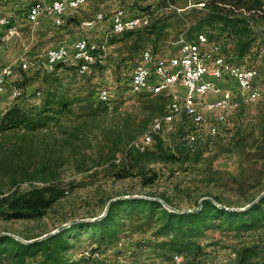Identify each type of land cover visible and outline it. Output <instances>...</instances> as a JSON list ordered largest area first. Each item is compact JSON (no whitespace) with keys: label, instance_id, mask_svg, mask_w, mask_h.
<instances>
[{"label":"rangeland","instance_id":"1","mask_svg":"<svg viewBox=\"0 0 264 264\" xmlns=\"http://www.w3.org/2000/svg\"><path fill=\"white\" fill-rule=\"evenodd\" d=\"M34 1L0 0V18L7 17L10 21L0 27V66L15 67V75L0 103V114L14 104L38 105L56 85L72 88V93L77 91L90 100L74 104L72 111L60 115L58 121L51 120L33 132L20 131L17 139L13 134L0 138V152L9 148L8 155L13 148L23 146V152L16 153L14 164L20 166L25 162L26 170L24 176L18 175L20 180L15 187L29 189L40 185L43 177L52 176L54 180L72 183L67 188L69 193L45 217L0 219V232L36 238L72 220L100 216L108 202L120 196L167 197L179 210H195L205 198L218 197L219 201L215 202L241 209L264 192L263 30L251 52L236 60L258 71L260 99L250 104L240 102L235 82L220 81L222 87L233 88L237 97V105L228 113L227 123L220 125V133L212 135L208 131L209 124L216 123L214 118L197 127L190 116H176L156 136L155 143L161 138L170 149L183 145L195 150L194 153L201 152V158L198 162L145 161L146 169L158 171L160 177L153 185L144 186L142 176L136 174L138 167L126 162L124 170L122 165L112 164V159L122 156L153 119L169 111L171 95L133 92L131 74L144 49L149 48L158 55L177 54L182 37L204 16L202 3L206 0H87L79 9L68 11L62 26L55 25L48 15H43L37 23L31 22L28 9ZM119 10H125L128 17L145 16L148 22L137 29L117 33L113 30V18ZM45 25L51 33L40 30ZM66 28L69 29L62 31ZM209 32L206 27L195 31L193 37L197 33L209 36ZM80 38L102 46L99 53L102 61L84 74L70 66H63L55 73L45 69L46 49L61 42L71 46ZM217 38L212 40L221 41L226 50L233 51L232 41ZM23 60L33 64L22 70ZM14 86L22 87L21 98L12 97ZM101 88L110 90L109 101L98 97ZM192 133L197 135L195 142L189 140ZM115 140L119 144L110 156ZM155 143L150 149L155 148ZM127 172L133 175L119 176ZM1 179L9 182V177ZM123 217L115 236L99 238L96 229L89 227L72 232L69 255L80 264H190L192 261L237 264L239 249L246 244H259L260 257L252 259L251 264H264L263 230L238 234L237 230L205 229L204 234L196 237L197 246L192 253L172 252L156 246L160 239L156 232L161 226L157 216L124 212ZM93 246L102 254L95 259L84 258L89 255H81V251ZM120 253L123 259H118ZM174 255H179V259H174Z\"/></svg>","mask_w":264,"mask_h":264},{"label":"trees","instance_id":"2","mask_svg":"<svg viewBox=\"0 0 264 264\" xmlns=\"http://www.w3.org/2000/svg\"><path fill=\"white\" fill-rule=\"evenodd\" d=\"M203 3L204 16L196 21L187 35L193 38L195 31L198 32L208 27L211 39L226 37L233 42L232 52L225 49L231 59L237 60L248 55L257 42L261 30L264 31L262 26L264 25V2L262 0H206ZM60 68L62 67L59 66L53 73ZM22 84H26V81ZM72 92H74L72 88L56 85L55 88L47 91L38 105H11L0 114V138L13 134L17 139L20 131L33 132L41 126L48 125L51 120L58 121L60 115L72 111L74 104L90 100L87 96L83 98L77 91ZM118 144L119 141L115 140L110 156L114 155ZM155 144L154 149L148 147L145 150H138L129 147L122 156L114 157L112 164L122 165L124 170H126L127 163L132 167H138L139 171L136 174L142 176L143 185L151 186L160 175L154 169L147 170L143 165L145 161L152 163L198 162L201 158V152L194 153L195 150H188L183 145H178L176 150L170 149L164 145L161 138L158 142L156 140ZM22 147L21 145L13 148L11 155L6 154L9 148L2 150L3 153L0 152V179L9 177L8 183L3 179L0 180L1 220L42 219L51 208L64 199L69 193L67 188L72 186L71 182L63 183L54 180L52 176L43 177L40 185L29 189L15 187L20 180L18 175L24 176L26 170L25 162L20 166L14 164L16 153L23 152ZM117 159L120 160L117 161ZM131 175L133 173H119L120 177ZM7 185L9 187L6 188ZM210 198L219 201L218 197ZM162 199L173 206L169 198L162 197ZM124 212L130 215L139 212L151 217L157 216L161 226L156 232V236H160L156 246L163 251L192 253L194 247L197 246L196 237L204 234L205 229L237 230L240 232L238 234L261 230L264 232V197L254 204L252 202L244 210L226 209L217 205L212 199L206 198L200 204V208L183 212L174 211L156 199H119L111 204L103 218L94 222L73 223L68 228L42 240L24 242L13 235L0 234V264H80V261H74L69 255L72 247V243H69V235L76 230L81 231L89 227V229H96L99 238L115 236L124 219ZM156 236L154 235L155 238ZM259 249V244L257 246L244 245L239 249L237 264H251L252 259L260 257ZM195 262L192 261L190 264H198V261Z\"/></svg>","mask_w":264,"mask_h":264},{"label":"built area","instance_id":"3","mask_svg":"<svg viewBox=\"0 0 264 264\" xmlns=\"http://www.w3.org/2000/svg\"><path fill=\"white\" fill-rule=\"evenodd\" d=\"M86 2L87 0H36L28 9V19L37 23L43 15H48L53 18L55 25L62 26L66 23L68 11L79 9ZM147 22L145 16L128 17L125 10H119L113 18V30L117 33L134 30ZM9 23L10 21H1L0 27ZM100 51L102 46L98 43L80 38L71 46L59 45L46 49L43 64L50 72L56 71L59 66H70L84 74L102 61ZM32 64L30 60H23L20 67L27 70ZM14 75L15 67L0 66V103L3 102L6 87ZM257 75L258 71L253 66L231 59L223 43L212 40L206 33H197L193 38L184 35L178 53L170 56L155 54L149 48L144 49L131 74V90L135 93L152 94L168 92L171 103L169 111L161 119H153L143 134L131 142L130 147L138 150L150 147L156 135L161 134L166 125L181 114L190 116L197 127L214 118L216 123L209 124L208 131L212 135L219 134L220 125L227 123L228 113L237 105L236 91L231 87H222L220 81L235 82L240 102L250 104L257 102L262 94ZM22 95L23 89L14 86L12 97L20 98ZM98 97L109 101L110 90L101 88ZM196 139L195 133L189 137L190 142H195ZM101 254L102 251H96L94 246L81 251V255H89L92 259ZM123 256L120 253L118 259H123ZM179 257L174 255V259Z\"/></svg>","mask_w":264,"mask_h":264},{"label":"water","instance_id":"4","mask_svg":"<svg viewBox=\"0 0 264 264\" xmlns=\"http://www.w3.org/2000/svg\"><path fill=\"white\" fill-rule=\"evenodd\" d=\"M263 197H264V192H263L261 195H259V197H257V198L253 201V204L256 203V202H258V201H259L261 198H263ZM128 198H149V199H156V200L161 201L164 205H166L167 207H169L170 209H172V210H174V211H181V212H183V211H191V210H179V209L173 207L172 205L168 204L164 199H162V198H158V197H151V196H138V195H132V196H120V197H116V198L111 199V200L108 202V205H107V207H106L104 213L101 214L100 216H97V217H94V218H90V219H75V220H72V221H70L69 223L60 226V227H59L58 229H56L55 231L50 232V233H47V234H45V235H42L41 237H38V238H35V239H32V240H26L25 238H23V237H21V236H18V235L12 234V233H7V232H0V234H10V235H13V236H15L16 238H18V239H20V240H22V241H24V242H32V241L42 240V239L46 238L47 236H49V235H51V234L57 233L58 231H61V230H63V229L68 228V227L71 226L73 223H76V222H94V221H97V220L103 218V217L107 214V212H108V210H109L111 204H112L114 201L119 200V199H128ZM207 198L212 199V200L215 202V200H214L213 198H210V197H207ZM205 199H206V198H205ZM215 203H216L217 205L223 207V208L230 209V210H244V209H247V208L251 205V204H249L247 207H244V208H241V209H237V208H228V207H225L224 205L219 204V203H217V202H215ZM195 210H196V209H195Z\"/></svg>","mask_w":264,"mask_h":264},{"label":"crops","instance_id":"5","mask_svg":"<svg viewBox=\"0 0 264 264\" xmlns=\"http://www.w3.org/2000/svg\"><path fill=\"white\" fill-rule=\"evenodd\" d=\"M36 1V0H35ZM34 1V2H35ZM10 2V1H9ZM8 2V3H9ZM42 18V17H41ZM52 18V17H51ZM52 20H53V18H52ZM47 25H45V27H43V26H41L40 28V30L43 32V33H45V34H49V33H51V31H50V29L49 28H47L46 27ZM47 28V29H46ZM69 28H66V29H64V30H62V31H67ZM59 45H66V44H64L63 42H61V43H59ZM59 45H57V46H59ZM50 48V47H49Z\"/></svg>","mask_w":264,"mask_h":264},{"label":"bare ground","instance_id":"6","mask_svg":"<svg viewBox=\"0 0 264 264\" xmlns=\"http://www.w3.org/2000/svg\"><path fill=\"white\" fill-rule=\"evenodd\" d=\"M1 21H8L7 17H1L0 18V22ZM155 119H161V117L155 118Z\"/></svg>","mask_w":264,"mask_h":264}]
</instances>
